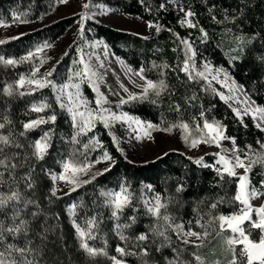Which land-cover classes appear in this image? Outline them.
Listing matches in <instances>:
<instances>
[{"label":"trees","instance_id":"1","mask_svg":"<svg viewBox=\"0 0 264 264\" xmlns=\"http://www.w3.org/2000/svg\"><path fill=\"white\" fill-rule=\"evenodd\" d=\"M165 4L164 9H160L159 5ZM95 5H106L114 9V13L129 14L138 17L144 21L159 22L165 28L172 29V32L162 30L159 34L155 29H149L148 35H140L131 31L114 28L108 24H104L96 19L88 20L84 27V39L78 37L63 52H57L53 48L60 42L80 20L79 13L57 17L63 3L58 0H0V19L5 24L13 23V13L21 19L30 21L29 23L52 18L49 22L28 31L23 32L25 35L19 39L10 40L8 43L0 45V56L7 58L19 59L26 55L29 51H34L38 45L49 44L51 47L45 48L42 53L34 58L38 64L41 58L46 62L40 67L42 75L55 66V71L51 77L57 85L67 82V77L76 69L73 60L78 59L76 47L85 42L98 40L113 52L123 63L136 71L143 67L144 75L151 80H159L160 69H152V63L157 65L167 63L175 68L176 64L183 59V54L177 47L173 33H179L180 37H187L193 41L196 50V66L201 68L205 62H209L213 66H220L226 69L230 75L247 89L251 99L258 105L264 106V63L258 57H264V0H179L177 4L171 0H145L142 4L140 0H93ZM191 6L193 12L196 13L195 22L203 27L208 38L202 42L198 29H189L181 27L178 20L183 17V13L179 11V7ZM150 8V10H148ZM211 8V12L209 11ZM93 7L90 10H95ZM223 21L217 23L212 19ZM225 16L228 17L225 20ZM42 17V18H41ZM234 18V19H233ZM231 30V31H229ZM248 38L243 45V51L237 52L235 36ZM149 39H143V37ZM254 37V39H252ZM4 37L0 39H7ZM82 48V47H81ZM67 52V55L65 53ZM232 57H238L232 59ZM33 64L25 62L17 66H4L0 64V117L7 116L12 125L9 126L15 132L22 131L21 122L36 118L37 114L30 111L33 103H38L42 99H47L52 104V109L46 114L55 112L57 120L54 128V134L51 138V148L44 161L36 164L33 179L35 181L34 195L31 190H26L21 182L20 190L26 196L33 197L40 201V207L44 212L48 213V225H59L55 232H49L47 242V252L55 253L63 264H110L105 257H96L90 260L86 255L78 249V241L71 226L70 219L67 215V206L73 202L80 204L82 207L77 209V222L82 223L85 215L92 216L100 213L102 215V223L100 224V232L95 241L91 242L94 247H103L104 239L107 240V251L109 255H115V246L120 244L118 237L115 235L113 228L116 223L110 219V210L108 208L99 207L103 198L99 196L100 190L118 189L121 183L131 185V190L136 199L133 205L137 212L133 213L132 209H126L121 217L120 223H126V218L133 214L137 217V222L130 229L125 230V234L134 237L140 232L148 230V227L155 223L153 217L146 215L141 204L140 197H150L155 193H162L172 197L174 203L169 205V212L177 218V222H183L185 230L191 227L194 231H202L196 224L197 219H201V223L205 225L208 232L211 233L201 247L192 245H183L172 234V247L182 249L181 258L185 261L193 260V253L200 255L206 264H213L219 259L224 264L227 253H223L219 249L213 250L218 237L213 231L218 226L209 224L211 216L225 214L229 215L238 210V204L232 203V198L237 191V178L224 176L223 179L217 174L213 167H202L197 165L194 160L199 157L188 155L181 150H169L165 153L151 159L145 158H129L124 151H119L114 145L109 130H106L102 124L97 123L92 132L80 137L81 144L73 145L70 137L73 133L70 115L66 110L61 109L54 103V93L50 88L38 91L33 95L7 97L3 94L2 89L7 83H13L20 75L27 76L30 73ZM44 69L43 71H41ZM151 69V70H150ZM166 82L169 85V92L162 95L156 104L150 101L126 104L116 107L117 103H111L109 107L112 111H124L131 115L159 124L161 127L167 126L169 123H177L180 120L188 121L194 126L193 117L199 118V113L203 109L207 118L221 121L227 125L225 135L236 138V145L241 150H246L247 145L252 146L253 155L264 152L261 145L264 144V131L255 127L253 120L245 117L244 124L241 125L234 116L232 109L219 96L214 95L211 91H205L204 81L189 82L183 73H174L171 69H165ZM211 87H216L212 84ZM22 91L25 89H21ZM81 91L85 98L89 101L95 99V93L87 84L81 85ZM195 94L196 99L189 101L188 98ZM179 105L180 111L177 113L174 107ZM94 107V104L90 105ZM161 120L164 124H161ZM2 122V119H0ZM45 130L49 126H44ZM8 128L6 127L5 132ZM175 139L180 140L186 147L190 148V144L186 143L182 138V132L179 129L168 133ZM40 135L39 131L31 132L26 138L19 137L21 143L34 140ZM92 136H96L113 157L114 166L111 171L104 175L97 176L90 184L77 189L69 196L64 193H57L60 199L53 198V203L49 204L46 197L49 195V189L52 187V181L48 175L51 173H59L61 162L67 159L76 148H80L87 143ZM193 137L196 133L193 131ZM259 142V143H258ZM16 149H6V154H11ZM102 155V150L90 152L89 160ZM134 155V154H133ZM189 157L193 159H189ZM204 163L216 165V157L212 154L202 156ZM218 167V165H216ZM24 174V169H17V178ZM252 185L256 186L260 191L264 192V188L260 187V180L264 177V167L255 165L250 172ZM7 179V176L5 177ZM89 179V177L84 180ZM183 183L184 191L177 193L175 191L178 184ZM151 185L152 189L147 188ZM7 185L0 186V191H7ZM223 199L224 203H218L216 209H211L210 205ZM36 211L34 206H30L26 210L25 218L30 219L29 213ZM7 213V216L5 215ZM58 214L59 219L53 217ZM211 214V215H210ZM11 216L10 209L0 211V220L5 224H9L8 217ZM191 221V225H189ZM43 224L44 217L40 216L38 220L33 221V226ZM245 229L248 231L247 224ZM228 234V233H226ZM62 237V241H58L57 237ZM103 237L104 239H101ZM253 239L259 237V230H252ZM35 243L40 241L36 237H32ZM22 243V238H17ZM9 242H13L9 238ZM57 247H54L53 244ZM63 244L66 250H59V244ZM159 243V241H157ZM123 246V245H122ZM149 248L150 255L148 259L154 264H164L163 257L172 258L175 253L171 247H165L161 252H156V245L147 243L144 245ZM239 247L237 248V252ZM230 258V257H229ZM45 259H49L46 255ZM127 264H141L138 256L126 257Z\"/></svg>","mask_w":264,"mask_h":264},{"label":"snow or ice","instance_id":"2","mask_svg":"<svg viewBox=\"0 0 264 264\" xmlns=\"http://www.w3.org/2000/svg\"><path fill=\"white\" fill-rule=\"evenodd\" d=\"M58 2L67 3L68 0H58ZM140 2L144 4L145 0H140ZM171 2L177 4L179 0H171ZM93 7L98 8L101 15L114 11V9L106 5L93 4V0H84L81 5L82 10L79 13L80 20L78 21L80 25L79 36L82 40L84 39L85 23L90 19H95L96 13L90 11ZM159 8L164 9L165 4L161 3ZM179 11L183 13V17L178 20L180 26L198 29L201 34L199 39L202 42L206 41L208 33L198 22L194 21L196 13L192 11L191 6L187 8L181 6L179 7ZM209 11L211 12V8H209ZM212 19L217 23H223V21L216 20L215 16ZM224 19L227 20L228 17L225 16ZM29 22L13 13V23L26 24ZM0 26L11 27L12 25L5 24L0 19ZM147 26L149 29H155L157 34L162 30L172 32V29L165 28L159 22L147 21ZM23 35L25 34H20V36ZM173 35L176 41H178L177 47L182 52L183 59L176 64L175 68L167 63L157 65L153 62L152 69H160L159 74L161 77L155 81L148 79L144 75L145 69L143 67L135 72L129 67L127 69L128 72L139 77L140 81H142V83H136L135 80L132 81L140 91L131 92L127 87H123V91L127 95L119 98L116 107L119 108L126 104L143 101H150L156 104L162 95L169 92V85L166 82L164 70L171 69L177 75L183 73L189 82L204 81L203 90L211 91L228 104L241 125L247 127L244 124V119L245 117H249L253 120L256 128L264 131V106L256 104L251 99L247 89L243 85H238L223 68L216 69L209 62H205L201 68H197L195 59L197 53L193 46V41L187 37H180L179 33H173ZM20 36L0 39V45L8 43L10 40L19 39ZM143 39H149V37L145 36ZM247 39L243 35L235 36L236 49L234 51L238 53L242 52L243 45ZM101 43L100 41L96 42L97 45ZM48 47H51V45L47 43L38 45L34 51H29L19 59H6L0 56V64L4 66L15 67L25 62L33 64L27 76L22 74L13 83L5 84L2 89L3 94L7 97H13L14 95L22 97L50 88L54 93L53 102L61 109L66 110L70 115L71 126L73 128L70 140L73 145H80V137L92 132L96 124L100 123L106 130H109V135L114 145L122 152L123 150L119 147V138L110 131L114 125L119 123L122 126L126 125L130 133L135 134V139L137 140L144 138L151 139V130L172 133L174 130L179 129L183 134L182 138L184 141L189 143L192 148H196L199 144L215 145L221 148L223 153H231V155L222 154V152L212 153L213 156L217 157L216 165H219V167L204 163L203 157L194 160L197 165H201L202 167L215 168L221 179L225 175L237 178V191L232 198V203L238 204V210L229 215L221 213L211 216L209 224L218 226L213 231L215 236L222 240V252L227 253L224 264H264V205L254 207L251 204L252 198L264 196V192L252 186L249 179V173L252 171L253 166L260 165L264 167V152L253 155L251 145H247L246 150H241L236 145L235 137L225 135L227 125L215 119L210 121L203 109L199 113V118H192L194 126L190 125L188 121L180 120L177 123H169L165 127L141 120L139 117L131 115L128 112L121 111L117 113L112 111L109 107H106L109 104L107 96L100 91V83L103 77L95 70L94 66L90 63V57H86L83 48L80 46L76 47L78 59L73 60V64L77 66L76 69L67 77V82L57 85L51 79L55 66L42 75H38L40 67L44 65L46 60L41 58L38 64L34 60L36 56ZM104 48L107 51L106 45ZM65 55H67V52ZM236 58L238 57H232V59ZM258 59L264 63V57H258ZM102 66L103 64L101 63ZM221 75H223V80L220 79ZM213 81L222 83L228 89L229 94L225 95L224 92L211 87ZM82 84H87L92 88L95 93L93 101H89L83 96L81 91ZM21 89L25 90L22 91ZM195 99V94L188 98L189 101ZM230 101L240 106L233 107L232 103H229ZM92 104H94V107H90ZM51 109L52 104L47 99L33 103L30 111L36 113L37 116L26 122H21L22 131L18 133L9 127L12 125V121L6 115L0 117L2 119V122H0V186L7 185L8 189L7 191H0V211L4 209L11 210V216L8 217L10 220L9 224H5L3 220H0V264H63L56 257L55 253L49 254L47 252L48 234L49 232H55L59 225H48L49 216L40 207V201L26 196L20 190L22 182L24 188L31 190L34 195L35 181L33 173L35 172V166L37 163L45 160L52 146L51 138L54 134V128L51 126L55 125L57 116L54 111L51 114H46ZM174 110L179 113V105H176ZM161 124H164L163 120H161ZM44 126L49 127L45 130ZM6 127L8 128L7 132H5ZM35 131L40 132L38 138L26 141V143L20 142L19 137L26 138L29 133ZM193 131L196 133V137L192 136ZM224 140L230 141L233 147L231 149H223L222 141ZM6 149H16L17 151L9 155L6 154ZM82 149L81 151L80 148H76L67 159L61 162L62 170L58 174L48 173L52 181V187L49 189V195L46 197L49 204L53 203V198H61L57 193L63 191V189L57 187V181L63 182L68 187V191L64 192V196H69L84 185L92 183L96 180L97 176L111 171L114 166L113 157L96 136H92L87 143H84ZM98 149L102 150V155L94 160H89L88 154ZM261 149H264V144L261 145ZM189 159L193 158L189 157ZM100 163H107L108 167L101 171L93 172L92 169L95 165ZM17 169H24V174L19 176V178H17ZM237 169H243V173L238 175ZM6 176L7 179L5 178ZM82 176H88L89 179L83 180L81 179ZM259 183L260 187L264 188V177H262ZM146 187L150 190L152 189L151 185H147ZM175 191L177 193L184 191L183 183L178 184ZM99 196L103 198L102 204L99 207L108 208L110 210V219L116 222L113 231L121 243L115 246V255H109L107 240L103 237H101V239H104L103 247L97 248L92 246L91 242L97 239L100 232V224L102 223V215L100 213L92 216L85 215L82 223H78L77 209L82 207L83 202L81 201L80 204L73 202L66 209L78 241V249L90 260H95L96 257L102 256L110 264H127L126 257L138 256L141 264H154V262L148 259L150 255L149 248L144 246L147 243H151L156 245V252H161L165 247H171L172 252L175 253L171 259L163 257L164 264H206V261L195 253L192 254V261H185L181 258L182 249L172 247V234H175L183 245H192L194 247L203 246L204 241L211 235L205 225L201 223L202 218L196 220V224L199 225L202 231H194L191 227L185 230L184 223L177 222V218L168 210L169 205L175 202L172 197L162 193H155L150 197H140L139 199L145 210V214L153 217L155 223L149 226L147 231L130 237L125 234V230L132 228L136 224V215L128 216L126 223H120V220L126 209L131 208L133 213L138 211L133 205L136 197L131 190V185L125 182L121 183L116 190H100ZM218 203H224V200L221 199L216 203H212L210 205L211 209H216ZM30 206L36 208V211L29 213L31 220L25 218L26 210ZM253 213L256 214L257 219H253ZM5 215L7 216V213ZM40 216L44 217V223H37L34 227L33 221L38 220ZM53 218L58 220V214H55ZM188 223L191 225L192 222L189 221ZM245 224L248 225V231L245 229ZM256 229L259 230L258 240L251 238L252 230ZM226 233L228 234L226 235ZM32 237H36L40 243H35ZM9 238H12L13 242H9ZM17 238H22V243ZM57 240L62 241V237L58 236ZM53 246L57 247L55 243ZM238 247L239 251L237 252ZM59 250H66L62 243L59 244ZM46 255L49 256V259H45ZM213 264H222V262L217 259Z\"/></svg>","mask_w":264,"mask_h":264},{"label":"rangeland","instance_id":"3","mask_svg":"<svg viewBox=\"0 0 264 264\" xmlns=\"http://www.w3.org/2000/svg\"><path fill=\"white\" fill-rule=\"evenodd\" d=\"M84 0H68L67 3H63L59 10V14L57 17H64L67 15L78 14L81 12V5ZM91 12L96 13L95 19L108 24L114 28L131 31L140 35H148L149 28L147 26V21H144L138 17L129 15V14H118V13H108L105 15H101L99 9L90 10ZM52 18H46L41 21L26 23V24H11V27H3L0 26V38L4 37H12L20 35L21 33L35 29L47 22H49ZM79 23L77 26L69 30L67 35L58 42L53 48L57 52H63L69 45H71L75 39L78 37L77 33L79 31ZM98 40H94L92 42L85 41L81 47L86 54V57H90V63L94 66L95 70L103 77L102 82L100 83V91L107 96L109 104L106 107H109L111 103H118L120 97H124L127 94L123 91V87H127L131 92H139L140 89L137 88L132 81L135 80L136 83H142L139 77L132 75V73L128 72V66L125 63H121L122 61L116 57L113 52L108 48L105 51V44L101 43L99 45L96 44ZM101 63L103 66L101 67ZM213 66V65H212ZM216 69H220L223 67L213 66ZM224 69V68H223ZM42 69L41 71H43ZM227 74L234 79L230 73L224 69ZM135 72V71H133ZM223 80V75L220 77ZM235 80V79H234ZM235 82L240 85L236 80ZM212 84L219 91L224 92L225 95H228V89L224 87V85L220 82L213 81ZM233 107H239L240 105L236 104L233 101H230ZM110 108V107H109ZM111 109V108H110ZM117 113L121 111H115ZM124 112V111H123ZM141 119V118H140ZM142 120V119H141ZM110 131L119 138V147L122 149L126 156L129 158H145L151 159L155 158L166 151L169 150H181L186 152L188 155L194 157H202L206 154H212L216 152H222L221 148L216 147L215 145H204L199 144L196 148H188L186 147L180 140L173 138L166 132L151 130V139L144 138L142 140L135 139V134L130 133V130L126 125H121L117 123L114 125ZM233 145L230 141L224 140L222 141L223 149H231ZM134 154V155H133ZM231 155V153H223ZM217 160V157H216ZM108 167L107 163L96 164L92 169L93 172L101 171L104 168ZM219 167V165H218ZM237 173L242 174L243 169H237ZM88 176H82L81 179H85ZM249 179L251 181V176L249 173ZM252 185V182H251ZM254 186V185H252ZM57 187L63 189V191H59V193L63 194L65 191H68V187L61 181H57ZM257 188L256 186H254ZM258 189V188H257ZM262 192V191H261ZM251 204L254 207H259L264 205V196H258L251 199ZM253 219H257L256 214L253 213ZM248 227V225H247ZM227 235V234H226ZM252 238V237H251ZM194 239V238H193ZM253 239V238H252ZM257 239L254 240H258ZM199 243V242H197ZM219 249L222 251V240L218 237L216 244L213 245V250Z\"/></svg>","mask_w":264,"mask_h":264}]
</instances>
